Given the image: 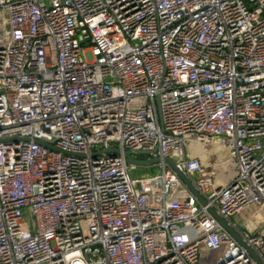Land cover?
I'll use <instances>...</instances> for the list:
<instances>
[{"label": "built area", "instance_id": "2783aa9c", "mask_svg": "<svg viewBox=\"0 0 264 264\" xmlns=\"http://www.w3.org/2000/svg\"><path fill=\"white\" fill-rule=\"evenodd\" d=\"M210 209L264 264V0H0V264H257Z\"/></svg>", "mask_w": 264, "mask_h": 264}, {"label": "water", "instance_id": "95a60500", "mask_svg": "<svg viewBox=\"0 0 264 264\" xmlns=\"http://www.w3.org/2000/svg\"><path fill=\"white\" fill-rule=\"evenodd\" d=\"M156 152V150H154L153 152H146V151H136V152H131V151H125V152H120L117 149H108V150H104L101 153L102 154H114V155H122L125 160L127 161L128 164L136 166V167H140V168H149L152 165H156L159 164L160 162H162L159 158H155V159H151L149 161H145V160H141L138 159V157H145L151 154H154ZM163 163H165L168 167H170L171 169H173L178 177L180 178V180L185 184V186L189 189V191L191 192V194L197 199V201L202 204L205 205L206 202L203 199V197L198 193V191L194 188V186L191 184V182L188 180V178L177 168V166L168 159L163 160ZM210 213L214 216V218L220 223V225L244 248L247 249V251L249 252V254L251 255V257L257 262V264H261L259 262V260L257 259V257L253 254V252L247 248V246L244 244V242L242 241V239L240 238V236L237 234V232L225 221L223 220L221 217H219L214 210L210 209L209 210Z\"/></svg>", "mask_w": 264, "mask_h": 264}, {"label": "rangeland", "instance_id": "374dc122", "mask_svg": "<svg viewBox=\"0 0 264 264\" xmlns=\"http://www.w3.org/2000/svg\"><path fill=\"white\" fill-rule=\"evenodd\" d=\"M139 158H143V156L139 157ZM219 167L220 170L218 171V174L222 177L223 180L225 181H229L230 177H231V173H232V167L230 165V163L228 162L227 159L225 158H221L219 159ZM158 169L157 168H153V167H149V168H140L137 167L136 170H132L131 174L133 177L136 178H140V177H145L147 175H154L155 173H157ZM210 256L208 254H203V258L207 259Z\"/></svg>", "mask_w": 264, "mask_h": 264}]
</instances>
